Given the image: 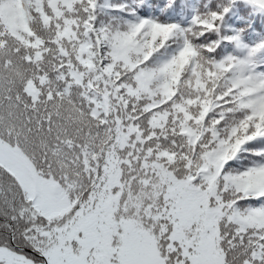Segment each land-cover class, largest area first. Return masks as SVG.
<instances>
[{
  "label": "snow or ice",
  "instance_id": "obj_1",
  "mask_svg": "<svg viewBox=\"0 0 264 264\" xmlns=\"http://www.w3.org/2000/svg\"><path fill=\"white\" fill-rule=\"evenodd\" d=\"M0 264H264V0H0Z\"/></svg>",
  "mask_w": 264,
  "mask_h": 264
}]
</instances>
